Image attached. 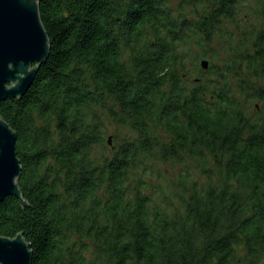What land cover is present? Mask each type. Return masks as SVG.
I'll return each instance as SVG.
<instances>
[{
  "label": "trees",
  "instance_id": "trees-1",
  "mask_svg": "<svg viewBox=\"0 0 264 264\" xmlns=\"http://www.w3.org/2000/svg\"><path fill=\"white\" fill-rule=\"evenodd\" d=\"M175 2L40 0L50 56L0 103L32 264H264V0Z\"/></svg>",
  "mask_w": 264,
  "mask_h": 264
},
{
  "label": "water",
  "instance_id": "water-1",
  "mask_svg": "<svg viewBox=\"0 0 264 264\" xmlns=\"http://www.w3.org/2000/svg\"><path fill=\"white\" fill-rule=\"evenodd\" d=\"M50 40L41 19L40 0H0V103L23 98L50 56ZM208 69L209 63H201ZM17 133L0 117V203L17 198L28 206L19 187L22 166ZM33 252L23 234L0 235V264H32Z\"/></svg>",
  "mask_w": 264,
  "mask_h": 264
},
{
  "label": "rangeland",
  "instance_id": "rangeland-1",
  "mask_svg": "<svg viewBox=\"0 0 264 264\" xmlns=\"http://www.w3.org/2000/svg\"><path fill=\"white\" fill-rule=\"evenodd\" d=\"M179 1L180 0H176V2L174 4L178 3ZM112 131L119 133L121 137L124 136V131L123 130L116 129V128H112ZM163 173L170 180H174V177L173 176H177L178 175L179 168L175 169L171 165H167V166L163 167Z\"/></svg>",
  "mask_w": 264,
  "mask_h": 264
}]
</instances>
